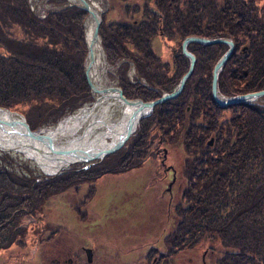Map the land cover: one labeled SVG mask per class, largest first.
<instances>
[{
	"label": "trees",
	"instance_id": "trees-1",
	"mask_svg": "<svg viewBox=\"0 0 264 264\" xmlns=\"http://www.w3.org/2000/svg\"><path fill=\"white\" fill-rule=\"evenodd\" d=\"M48 2L53 7L40 19L30 11L28 0H0V107L27 106L24 115L32 130L55 125L93 101L84 78L86 11L65 0ZM105 2L99 37L111 66L120 62L118 85L127 98L152 101L171 92L189 61L173 46L172 55L181 60H173L174 70L169 71L170 64L160 61L152 41L182 42L189 36L234 42V52L218 77V93L230 97L264 90V0ZM108 11L120 13V21L110 22ZM199 46L201 60H196L183 92L157 105L132 138L145 137L150 145L149 138L160 130L169 147L187 155L184 202L195 221L185 219L180 225L186 237L192 234L189 239L198 250L209 249L205 264H264V106L217 105L211 75L225 49L223 44ZM131 65L134 83L128 77ZM189 136H199L200 142H191ZM210 137L213 146L199 149L207 155H193V146H206ZM116 153L85 171L48 179L32 175L26 165L20 166L29 175L18 174L15 160L0 155V237L7 233L0 249L21 244L29 225L36 228L35 239L37 233L51 232L39 218H26L41 214L48 200L71 185L112 175Z\"/></svg>",
	"mask_w": 264,
	"mask_h": 264
},
{
	"label": "rangeland",
	"instance_id": "rangeland-1",
	"mask_svg": "<svg viewBox=\"0 0 264 264\" xmlns=\"http://www.w3.org/2000/svg\"><path fill=\"white\" fill-rule=\"evenodd\" d=\"M94 1L98 4V8L102 15H105L107 9L105 0ZM45 2L46 0H32L33 5L40 9L50 7L46 5ZM106 15L110 22L120 21V13H117L116 11H108ZM152 42L158 55L163 58V60L169 62L171 68L169 71L173 72L174 65L171 56H174L172 55V47L174 45H171L169 40L162 38H155ZM100 45L106 63V78L108 80V85L118 86L117 68L119 67L120 62L117 63L118 65L116 67L111 66L106 60V52L102 47L101 38ZM223 49L226 51L227 46L223 45ZM128 76L130 79L133 77L134 81V77L136 76L133 68L129 69ZM139 81L141 84L144 83L141 80ZM218 94L221 99L227 98L221 93ZM92 96L93 101L86 105H91L95 101V96L93 94ZM253 103H258L264 106V96L259 97ZM120 106V103L117 102V109H120ZM79 110L75 111L73 114L78 113ZM10 111L14 117L24 118L26 120L24 114L27 111V106H18ZM115 114V118H117L119 113L116 112ZM226 115L227 113L225 112L224 116ZM58 124L56 123L51 126L41 125L38 128L36 127L34 130H31L42 134L48 129L55 128ZM105 138L110 142V138ZM3 154L10 155L15 160L17 166L14 167L13 170L16 173L29 175V173H27L25 169H21L20 166L26 165L31 170L32 175L45 179L46 174L43 169L36 165L35 161L27 158L24 154L14 150L0 148V155ZM186 156L187 155H184V152L180 148H176L172 150L170 149V152L165 159V166L173 167L176 173L177 180L174 184L175 194L178 192L179 185L182 186L186 183L184 175L185 172H187L185 169V165H187L185 164ZM105 158L101 161H84L79 164L70 165L62 173L66 171L83 170L86 166H89V163L91 166L99 165L105 160ZM135 167L137 168L131 173L136 174V179L135 177L128 179L126 176L104 175L96 181L87 178L89 181H86V183L76 186L71 185L62 195L48 200L44 204V210L41 214H36L35 216H32L33 218L28 217L25 221L34 222V220H38L37 218H39L41 225L47 226L50 228V231H61L63 233L94 232V240H90V242H92V247L99 249L97 253L102 255L97 256L96 259L98 262L99 260L104 264H128L129 262H133L140 255L145 254L146 250L143 251L138 248L143 242H148L149 244L153 243L155 239L159 238L163 233L174 231V228H171L174 224L172 215L177 214L180 215L182 219L183 217H186L187 220L192 219L195 221L194 215H189L191 210L189 211L188 205L185 202L184 206L178 208V212L175 213V207L170 206V196L165 195L164 192L160 193L164 186L171 182L174 183V177L171 180L172 174L170 172L169 174H165L167 168L161 166L160 157L158 155H151L140 165H138V162L136 161ZM41 178H38V181ZM123 185H143L144 187L141 194L134 193L135 190L134 192L126 193ZM156 185H158V189L156 188ZM140 189L141 188L139 187V192ZM175 197L176 196H174V200ZM124 207H126L127 213L118 210L120 213L123 212V216L121 214H116L118 213L117 211L114 212V210L122 209ZM176 229L175 231L177 232H185L181 227ZM35 230L36 228L32 229V226L29 225V227H27L26 238H24V241H21V244H12L8 249H0V264L37 263V261L40 260V257H36L33 250L36 244V239L32 235V232ZM5 237H7V233H4L0 237V241ZM206 238L208 239L210 237L206 235ZM203 241L204 239L201 240V242ZM115 242L119 246L116 249ZM44 247L46 249L49 248L47 244H45ZM156 247L157 246H155V248ZM129 251L130 254L128 256L124 254ZM204 251L209 252V249H204L203 247L193 252L189 250L185 255L179 254L174 259L173 264H188V256L190 257L191 254L197 256V264H202L204 262ZM148 253L149 252L147 251V255ZM161 254H164V252ZM208 254L209 253H205L206 256ZM149 256L150 258H154L152 253L148 255V257Z\"/></svg>",
	"mask_w": 264,
	"mask_h": 264
},
{
	"label": "flooded vegetation",
	"instance_id": "flooded-vegetation-1",
	"mask_svg": "<svg viewBox=\"0 0 264 264\" xmlns=\"http://www.w3.org/2000/svg\"><path fill=\"white\" fill-rule=\"evenodd\" d=\"M171 45H174L175 47L179 48V51L183 54L182 51V43L174 40H170ZM234 43V42H233ZM153 44V42H152ZM197 43L190 44L187 49L193 53L195 56V59H199L197 52L198 47H200ZM184 56V54H183ZM185 57V56H184ZM186 58V57H185ZM162 62H167V60H163V58H159ZM172 60H181V57L171 56ZM201 60V59H199ZM190 63V62H189ZM196 64V62H195ZM195 66V65H194ZM190 110L189 107H187V112ZM203 124V122H202ZM140 127V125H139ZM160 130L154 135L153 137H150L149 140L152 141L150 145H147L146 138H139V140L131 138V136L127 139L123 147L125 149L121 152L116 153L117 160L114 162V167L112 169V175L113 176H126L128 179H131L135 177L136 174H132L137 167H135L136 161L138 162V165L145 162L151 155H158L160 157V164L163 166L165 164V159L167 155L170 152V149H176L177 147H169L168 143L165 139V136L160 135ZM173 139L174 137H170ZM179 141H182L184 137H179ZM191 142L197 143L200 142L199 136H189L187 138ZM214 138L210 137L209 141L206 142L205 145H194V149L196 150L193 155H207V153H204V148L206 147H212L213 146ZM203 152H199V149ZM122 149V148H121ZM166 151V152H165ZM211 154V153H210ZM164 155L165 159H164ZM185 155V153H184ZM212 155V154H211ZM162 156V157H161ZM162 161V163H161ZM165 168V167H163ZM169 172L172 174V178L174 177V183L167 184L164 186V188L160 191V193H163L165 195L170 196V206L175 207V213L178 212V208L184 206V196L186 195V189L189 187L188 183L183 184L182 186L179 185L178 192L174 193V184L176 183L177 177L175 170L173 167L170 169L167 168L165 174H169ZM174 172V174H173ZM124 191L126 193L129 192H135L141 194L143 191V185L142 186H135V185H123ZM140 189V192L138 191V188ZM156 188L158 189V185H156ZM159 193V194H160ZM158 194V195H159ZM139 196V195H138ZM174 196L175 200H174ZM189 209V207H188ZM118 210H121L125 213L126 207L122 209H116L114 210L118 212ZM123 212H118L116 214H121ZM123 216V215H122ZM125 217V216H124ZM174 224L172 222V227L174 228V231L163 233L159 238H156L153 243L143 242L138 248L145 251L144 255H140L135 261L129 262L128 264H173L174 259L177 255H185L189 250L191 252L198 250V244L194 243L189 239V237L192 236V234L188 235L189 237H186V233L179 231H175L176 228L179 229V227H182L180 224L183 220L186 219V217H183V219L180 217V215L174 214L172 215ZM177 230V229H176ZM94 232L88 233V232H67L63 233L61 231H51V232H41L37 233L35 236L36 244L34 247L35 256H39L40 260L37 261V263L33 264H104L101 260H99V263L97 261V256H102L98 254V248L92 247L90 240H94L93 236ZM186 237V243L183 246V241ZM180 243V244H179ZM47 244L49 246L48 249L44 247V245ZM91 246V247H90ZM155 246H157L155 248ZM118 244L115 242V249L118 248ZM8 249V248H7ZM135 250V249H134ZM165 250V251H163ZM133 251V250H132ZM131 251V252H132ZM147 251L149 252L148 255L151 253L154 255V258H150L147 255ZM164 252V254H161ZM206 254L208 252L204 251ZM203 253L204 262L202 264H205L206 255ZM127 256L130 254V251L128 253H124ZM147 256V257H146ZM208 256V255H207ZM188 264H197L196 258L197 256L191 254L190 257L188 256ZM121 264H127V263H121Z\"/></svg>",
	"mask_w": 264,
	"mask_h": 264
},
{
	"label": "bare ground",
	"instance_id": "bare-ground-1",
	"mask_svg": "<svg viewBox=\"0 0 264 264\" xmlns=\"http://www.w3.org/2000/svg\"><path fill=\"white\" fill-rule=\"evenodd\" d=\"M86 1L95 15L101 14L98 4L95 3L96 1ZM69 2L76 1L69 0ZM93 26L94 21L89 14L84 21V40L86 44L91 41ZM92 52L93 63L90 68V77L95 87L99 89L116 87V85H108L106 63L100 45V38H97L92 44ZM114 94L112 92H94L95 101L91 105L84 106L78 113L61 121L55 128L48 129L42 134L38 133L39 137L36 141L25 137L21 132L23 128L19 125H16V127L21 130L17 129V131L0 127V146L6 147L5 145H13L14 142L23 144L25 147L21 148L24 152L22 154L26 157H32L35 163L39 164L46 173L55 172L66 160L72 161L77 157L67 159V157L52 156L49 153L50 148L54 151L76 148L96 152L111 145L124 132L131 110L122 104H120V109H117V102L119 101L115 99ZM116 112L119 113L117 118H115ZM13 119L14 121L17 120L14 116ZM0 121L9 122L1 112ZM2 126H5V124L3 123ZM105 137L110 138V142Z\"/></svg>",
	"mask_w": 264,
	"mask_h": 264
},
{
	"label": "water",
	"instance_id": "water-1",
	"mask_svg": "<svg viewBox=\"0 0 264 264\" xmlns=\"http://www.w3.org/2000/svg\"><path fill=\"white\" fill-rule=\"evenodd\" d=\"M76 3H73L74 5L79 6L80 8L84 9L88 14H90L93 18L94 21V26H93V31H92V36H91V41L87 45V61L86 65L84 68V77H85V82L88 86V88L91 90L92 93L97 92V93H115L113 96L117 101L120 102V104L124 105L127 109L131 110L130 117L127 120V124L125 125V130L124 132L119 136V138L115 141L112 142L111 145L107 146L106 148L100 149L99 151H90L88 152L87 150H82V149H62V150H51L49 149V153L52 156H57L59 158L62 157H67L71 158L76 156L77 158L72 161L66 160L62 166L59 167L58 170L52 173H46V175L49 176H57L61 174L65 169H67L70 165L76 164V163H82L84 161H89V160H101L108 154L114 152L117 150L119 147L122 146L126 138L135 130L137 127L139 121L143 119L144 117L150 115V113L153 111L154 107L166 100L173 99L177 97L183 90V87L185 85V82L189 75L191 74L193 70V66L195 63V57L193 54H191L187 50V46L189 43H199V44H204V45H211V44H217V43H223L227 44L229 49L227 52L218 60L216 65L214 66L213 72H212V81H211V94L214 99V101L222 107H228L234 104H239V103H246V102H251L259 97L264 96V90L258 91V92H253V93H247L244 95H237L233 97H229L226 99H221L218 94H217V80L219 73L223 69L226 61L230 57L232 51H233V42L228 39L224 38H217V39H207V38H199V37H188L186 38L183 43H182V51L185 56H187L190 60V67L188 72L182 77L180 80L178 86L170 93L163 94L160 98L150 101V102H143L140 99H127L119 87H109V88H96L95 85L93 84L91 77H90V68L93 63V52H92V44L94 41L98 38V32L101 24V17L100 15H95L93 11L91 10V7L89 3L86 0H74ZM133 109V111H132ZM0 112L3 113L9 122H2L0 121V127H3L4 129H10L13 131H17V129L21 130L19 127H16V125L21 126L23 129L21 132H23V135L25 137H28L29 139H38V133L33 132L30 130L28 127L27 123L25 122L24 118L17 119L14 121L12 117V113L5 108L0 107ZM71 117V115H68L66 119ZM18 122V123H17ZM5 124V126H2V124ZM33 140V141H34ZM1 144V143H0ZM13 145H5L6 147H1L2 149H7V150H14L18 151L20 153H24L21 148L25 147V145L14 142L12 143ZM37 149V148H36ZM166 152V151H165ZM165 156V155H164ZM27 158L31 159L34 161V159L30 156ZM39 167H41L39 164H37ZM42 168V167H41ZM43 169V168H42Z\"/></svg>",
	"mask_w": 264,
	"mask_h": 264
}]
</instances>
